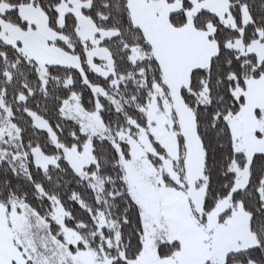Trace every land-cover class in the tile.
<instances>
[{
	"label": "snow or ice",
	"instance_id": "obj_1",
	"mask_svg": "<svg viewBox=\"0 0 264 264\" xmlns=\"http://www.w3.org/2000/svg\"><path fill=\"white\" fill-rule=\"evenodd\" d=\"M0 264H264V0H0Z\"/></svg>",
	"mask_w": 264,
	"mask_h": 264
}]
</instances>
